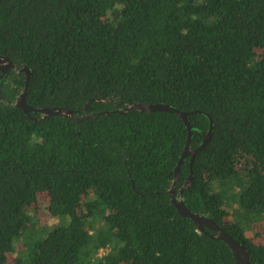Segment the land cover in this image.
<instances>
[{"label":"trees","instance_id":"obj_1","mask_svg":"<svg viewBox=\"0 0 264 264\" xmlns=\"http://www.w3.org/2000/svg\"><path fill=\"white\" fill-rule=\"evenodd\" d=\"M0 54L30 106L92 113H28L0 71V264H237L172 201L185 121L135 102L191 112L192 149L212 118L174 188L264 264V0H0Z\"/></svg>","mask_w":264,"mask_h":264},{"label":"water","instance_id":"obj_2","mask_svg":"<svg viewBox=\"0 0 264 264\" xmlns=\"http://www.w3.org/2000/svg\"><path fill=\"white\" fill-rule=\"evenodd\" d=\"M9 70H18V71H24L26 74V85L23 89L22 93L20 94L19 98L16 101V105L19 107H22L26 112H41L43 113L42 118H46L52 114L55 115H61L64 117H71L75 120H82L87 118L88 116L92 115V113H86L83 114L81 117H75V111L66 108V107H33L30 106L27 102L26 95L28 91V85L31 78V75L33 73L32 69H30L27 65L23 66L22 68H19L17 64L13 63L8 56L0 54V71L2 72L1 78L4 74H6ZM103 99V98H99ZM105 100V99H104ZM91 100L87 103V105L84 107L83 110H86L88 108L89 103ZM131 109H138L140 111H147V112H154V111H169L179 114L183 120L185 121L187 128H188V141L187 145L182 153V156L179 160V163L176 167V175L175 180L173 181L172 188L170 190V193L172 195V201L174 205L177 207L178 212L186 217H189L194 220L196 223L199 231L205 232L207 234H210V232L205 230V226L215 230V233H211L212 238H218L225 241L229 247L232 249L234 257L236 258L237 264H251V258H250V252L248 248L238 239H236L234 236H232L229 231L221 224H219L216 220L213 218L201 214L198 212L192 211L186 201L187 198L184 195L186 193V190L188 187H190L192 182V176L191 175L183 185V187L176 193V189L174 188L175 183L179 180L180 177V169L181 166L185 160V158L188 155H191V166L194 162V159L196 155L204 149V147L207 145L209 140L212 136V129H213V120L211 119V125L210 130L206 134V137L204 139V142L197 148L192 149L191 148V138H192V126L189 121V114L191 112L188 111H180L179 109L166 104V103H150V102H135L132 105H130L127 108H121L118 109L119 112H125ZM193 113L196 111H192Z\"/></svg>","mask_w":264,"mask_h":264},{"label":"rangeland","instance_id":"obj_3","mask_svg":"<svg viewBox=\"0 0 264 264\" xmlns=\"http://www.w3.org/2000/svg\"><path fill=\"white\" fill-rule=\"evenodd\" d=\"M49 205H50V198L49 195L46 194H41L39 196V208L41 211V219L44 223H50L53 221H57L56 218L52 217L50 209H49ZM250 234L253 236L254 241L257 243H263L264 244V234L260 233L257 234V232H250ZM16 254H14L12 256L15 257Z\"/></svg>","mask_w":264,"mask_h":264}]
</instances>
